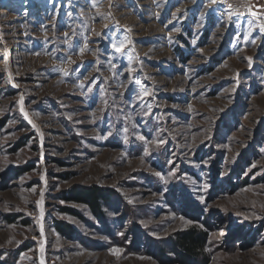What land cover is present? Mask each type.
<instances>
[{"label": "rangeland", "instance_id": "1", "mask_svg": "<svg viewBox=\"0 0 264 264\" xmlns=\"http://www.w3.org/2000/svg\"><path fill=\"white\" fill-rule=\"evenodd\" d=\"M9 1L0 264H264V0Z\"/></svg>", "mask_w": 264, "mask_h": 264}, {"label": "trees", "instance_id": "2", "mask_svg": "<svg viewBox=\"0 0 264 264\" xmlns=\"http://www.w3.org/2000/svg\"><path fill=\"white\" fill-rule=\"evenodd\" d=\"M73 191H75L73 196L75 199L89 203L94 209L98 206V200L100 197L106 195L102 192L103 190L97 186H88ZM56 227L64 231L67 230L66 227L61 224L56 225ZM205 240L206 233L203 231H197L194 227L184 231L182 235H179L177 244L180 248L177 252L180 253L181 261L199 257L201 255V245L204 244Z\"/></svg>", "mask_w": 264, "mask_h": 264}, {"label": "snow or ice", "instance_id": "3", "mask_svg": "<svg viewBox=\"0 0 264 264\" xmlns=\"http://www.w3.org/2000/svg\"><path fill=\"white\" fill-rule=\"evenodd\" d=\"M212 3H213V4H214V3H217V0H212ZM229 8H231V5H229ZM253 14L255 15V13H253ZM229 15H231V13H229ZM260 30H261L262 32H264V23H262V24L260 25ZM114 47H116V46L114 45ZM123 47H124V45L121 44L119 47L116 48V50H117V51H121V50L123 49ZM80 51H81V53H83V52L85 51V48H81ZM141 139H143V137H141ZM157 175L159 176L160 173H157Z\"/></svg>", "mask_w": 264, "mask_h": 264}, {"label": "bare ground", "instance_id": "4", "mask_svg": "<svg viewBox=\"0 0 264 264\" xmlns=\"http://www.w3.org/2000/svg\"><path fill=\"white\" fill-rule=\"evenodd\" d=\"M10 3L9 0H0V5L2 6H5V5H8ZM30 3H33V1H27V5L30 4Z\"/></svg>", "mask_w": 264, "mask_h": 264}]
</instances>
